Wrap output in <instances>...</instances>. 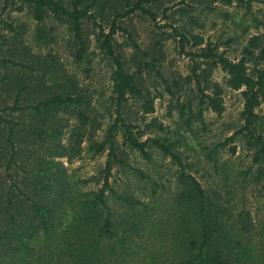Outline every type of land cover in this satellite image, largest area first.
Here are the masks:
<instances>
[{"label":"trees","instance_id":"16d2710c","mask_svg":"<svg viewBox=\"0 0 264 264\" xmlns=\"http://www.w3.org/2000/svg\"><path fill=\"white\" fill-rule=\"evenodd\" d=\"M251 1L260 0H0V264H264V240L249 212L232 213L217 194L205 193L185 170L175 149L178 140L141 138L148 131L169 132L155 117L144 123L163 93L188 129L194 121L203 124V110L223 111L224 87L239 90L238 127L206 155L213 160L216 148L239 135L251 151L256 179H264V121L256 111L264 106V32L250 35L241 56L231 60L192 31L191 25L201 24L188 14L193 5L249 9ZM10 11H24L35 22L37 41L51 38L46 20L63 26L67 53L85 73L94 45L110 80L111 120L99 140L103 115L91 93L55 53L30 50L25 24ZM134 17L153 24L146 43L138 41ZM253 22L264 26V17ZM168 39L190 61L184 76L164 75ZM214 68L225 74L224 87L211 80ZM132 103L142 128L130 120L136 115ZM84 141L94 153L106 150L101 184L88 191L78 185L98 179L72 181L63 164L80 154ZM123 147L147 160L150 149L169 156L177 166L176 190L155 195L158 184L134 169L138 178L150 180L149 199L115 193L107 178L113 165L127 164ZM212 165L223 169L225 163ZM105 191L121 203L120 211L106 204Z\"/></svg>","mask_w":264,"mask_h":264},{"label":"rangeland","instance_id":"374dc122","mask_svg":"<svg viewBox=\"0 0 264 264\" xmlns=\"http://www.w3.org/2000/svg\"><path fill=\"white\" fill-rule=\"evenodd\" d=\"M189 15L196 16V21L200 27L191 25L192 31H198L204 38L215 42L219 50H223L225 55L231 60H237L241 56V49L245 45L247 38L254 33L264 32V26L255 27L253 19L262 20L264 17V0L251 1L249 9L243 6L221 5L213 3L208 9L204 5H193ZM10 15L16 22L25 24L26 32L23 35L24 42L31 51L44 54L46 52L55 53L63 66L74 72L80 84L91 93V102L100 117V129L96 132L95 138L99 140L103 131L111 118L106 110L109 100V69L100 58L94 45L90 47L87 65L89 71L85 73L82 65L74 63L68 55L64 45L67 37L63 26H58L51 20H46L44 28L52 26L51 38L47 41H37L34 36L35 22L24 12L10 11ZM185 19L187 16L183 15ZM137 31L138 41L146 43L149 37V30L153 29V24L147 19L133 18ZM162 22V21H161ZM164 59L162 67L164 75L167 77L184 76L188 73L190 61L187 57L180 55L174 49L173 42L168 39L163 42ZM225 74L214 68L211 73V80L223 86ZM148 85L151 88L152 77L148 78ZM224 87V86H223ZM223 111L217 115L208 110L202 111L203 124L194 121L190 128L181 126L178 121L175 107H168L169 97L163 93L156 97L153 102V112L144 116V123L151 117H155L163 125L167 126L169 132H146L141 138L146 136L167 135L171 140H178L176 151L179 153L181 162L185 165V170L191 173L200 183L205 193L219 196L221 204L227 206L232 213L239 209L249 212L255 231L263 238L264 231V179H256L254 167L251 166V151L245 145L244 140L237 135L231 142L223 147L215 149V158H207V152L230 135L239 125L238 113L242 106L239 90L223 88ZM110 108V107H109ZM131 108L136 111L131 122L142 128L140 122V111L137 104L132 103ZM264 121V106L256 109ZM119 141V137L117 136ZM229 147H234L230 152ZM125 151L126 165L116 164L111 167L107 178L111 189L120 195L133 196L140 200H148L150 197V180L138 178L134 169L143 171L150 179H153L158 186L155 188V195L164 197L176 190L177 166L167 155H162L156 149H150V159H143L138 152L123 147ZM106 160V150L94 153L88 149L87 142H82L80 154L70 162L63 160L70 179H86L91 176L96 177L97 182L90 181L85 185H78L79 190H94L101 184L103 166ZM225 163L223 169L213 168V163ZM227 177V181H225ZM105 202L113 212L121 209L118 202L109 191H105Z\"/></svg>","mask_w":264,"mask_h":264}]
</instances>
